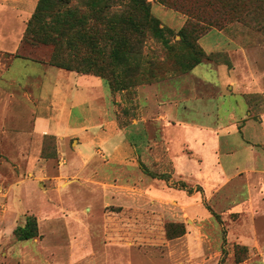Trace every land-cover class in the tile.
<instances>
[{"label": "rangeland", "instance_id": "1", "mask_svg": "<svg viewBox=\"0 0 264 264\" xmlns=\"http://www.w3.org/2000/svg\"><path fill=\"white\" fill-rule=\"evenodd\" d=\"M151 2L153 15L173 29V39H179L178 31L186 16L157 0ZM23 25L0 15V28L10 32L5 36L6 44L13 55L19 54L5 73L10 65L5 57L10 53L0 52V264H45L41 252L36 254L38 247L45 251L42 259H47V255L50 264H89L90 257L92 264L95 259L103 264L105 246L115 255L126 253L132 264H264L262 136L253 141L257 147V171H243L228 181L223 180L211 140L208 138L207 148H202L193 136V149L202 155L207 153L201 161L203 170L194 160L188 164L191 184H187L194 185L198 180L205 187L201 206L185 210L178 201L161 196L147 203L149 197L143 200L141 194L157 182L160 189H179L178 180L171 178L173 168L164 156L157 123H149V145L154 148L150 162L120 164L105 160L107 156L100 153L86 162L75 152L78 140L59 146L55 136L37 133L33 126L35 117L54 112L50 89L55 71L60 68L48 63L52 45H13V40L21 41ZM212 29L199 39L206 51L222 43ZM223 30L229 43L222 50L210 52L212 60L204 59L191 73L209 81L218 78L219 72L208 61L231 62L250 117L263 126L264 37L239 23H231ZM148 46L157 49L160 56L164 54L160 44L149 41ZM178 76L150 84H157L158 92H164L173 81L158 83ZM141 85L126 90H115L110 85L113 107L124 113L121 124H131L139 117ZM198 86L197 91L206 101L202 102L203 111L185 113L192 122L225 125L246 114L247 107L240 96L216 98V87L204 83ZM234 139L238 143L242 137L237 134ZM222 160L228 175L250 162L247 150L238 144L233 153L224 152ZM31 214L38 219L37 242L19 241L15 229L24 225ZM168 227L173 232L185 228V236L169 239ZM87 238L85 243L83 239ZM19 242L31 245L20 247ZM74 243H79L84 251L71 257L69 251L72 245L76 246Z\"/></svg>", "mask_w": 264, "mask_h": 264}, {"label": "crops", "instance_id": "2", "mask_svg": "<svg viewBox=\"0 0 264 264\" xmlns=\"http://www.w3.org/2000/svg\"><path fill=\"white\" fill-rule=\"evenodd\" d=\"M38 1L0 0V15H3L6 20L16 19L23 22L24 25L21 30L23 38L27 21L32 16ZM182 23L184 24V22ZM6 31L8 29L0 28V34L2 35V38H0V52L3 55L10 53L9 57H5L10 64L5 73L9 71L11 64L16 58L13 55V51H10L9 45L6 44L8 37L5 36L10 33ZM211 31H215L220 35L222 43L217 45L216 49L207 51L208 53L222 50L230 41L224 30L213 28ZM22 38L21 41L13 40V45L20 43L19 46L21 47ZM207 63L211 68L213 67L219 72L218 78L208 79L209 81H207L203 76L192 74L191 70L189 73L158 83L173 81L171 86L164 92L162 91L163 93L158 92L157 84L141 85L138 88L141 113L138 118L133 119L131 124H121L120 120L124 113L122 110L114 108L115 106L112 103L113 90L105 79L93 74H82L58 67L60 69L55 71L56 75L52 80L50 89L55 100V104L52 105L54 112L50 116L37 115L33 123L34 130L37 133L55 136L59 146L62 143L66 145L71 140H78L77 147L74 148L75 152L86 162L91 161L96 154L100 153L102 156H107L105 160L109 162L125 164L129 162L138 163L140 160L153 161L152 153L154 148L149 145L152 136L149 123L155 121L157 123L158 137L161 140L160 143L165 149L164 156L173 168L171 178L178 180L179 189L175 187L160 189L158 187L160 182H157L154 186L151 185V190L142 192V199L144 200L146 196L149 197L147 198L148 203L154 197L161 196L162 198L173 200L175 203L178 201V204L185 210H189L191 207L197 210L202 204L201 197L205 187L198 180L194 185H188L191 184L188 181V164L194 160L199 165V169L203 170L204 167H201V161L207 156V153L204 152L205 154L202 155L196 152V149H193L195 141L202 148H207L208 138L209 141L211 140L209 144H214L212 152L216 155L219 170L223 173V180L228 181L239 176L243 171H257V147L253 141H255L254 138L256 136H262L264 139V122L263 126H261V124H258L250 117L249 105L245 95L239 90L240 84L233 74L234 69L231 62H218L215 64L212 61H208ZM46 69L47 71L50 70V68ZM201 83L216 87L219 91L216 94V98L240 96L241 100L246 104V114L240 119H234L225 125L192 122L185 116V113L192 110L203 111L202 102L206 101L203 95L197 91L198 84ZM101 98L102 102H100ZM245 130L247 132H244ZM237 134L242 137L241 142L239 141L238 143L235 139L233 140V137ZM193 136L196 137L195 141L192 140ZM237 144L247 150L250 162L244 168L236 167L233 170V174L228 175L223 164L222 154L224 152L230 153V151L233 153L237 149ZM120 187H124V184ZM125 188H129L128 184H125ZM89 231V236H91V230ZM18 240L37 242L36 237ZM83 240L86 243L88 238ZM19 244L20 247L31 245V243L22 242H19ZM75 245H72V250L69 251L71 257H75V255L84 251V247L81 248L79 243ZM109 245L111 246V243ZM108 248L106 246L104 248L106 254L103 264H132L126 253L115 255L112 251L108 252ZM75 249L77 250L74 251ZM110 250L112 249L110 248ZM43 252L45 251L38 247L36 254L40 253L43 263L50 264L47 255L45 256L47 259H42ZM94 257H96V252ZM89 264H92L91 257L89 258ZM93 264H99V261L95 259Z\"/></svg>", "mask_w": 264, "mask_h": 264}, {"label": "trees", "instance_id": "3", "mask_svg": "<svg viewBox=\"0 0 264 264\" xmlns=\"http://www.w3.org/2000/svg\"><path fill=\"white\" fill-rule=\"evenodd\" d=\"M74 1L39 0L22 44L52 45L49 64L102 77L115 90L183 75L204 59L212 60L213 53L199 44L212 28L239 23L264 37V0H157L186 16L179 39L153 15L151 0ZM149 41L160 44L164 54L149 47ZM185 232L167 228L169 239ZM15 235L20 240L37 237V217L28 215Z\"/></svg>", "mask_w": 264, "mask_h": 264}]
</instances>
